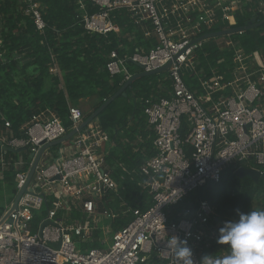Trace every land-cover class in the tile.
Here are the masks:
<instances>
[{
  "label": "built area",
  "instance_id": "1",
  "mask_svg": "<svg viewBox=\"0 0 264 264\" xmlns=\"http://www.w3.org/2000/svg\"><path fill=\"white\" fill-rule=\"evenodd\" d=\"M21 1L42 34L46 25L39 3ZM85 1L96 11L89 12ZM77 4L80 23L88 33H119L110 15L122 10L145 38L154 39L147 50L137 48L124 57L111 52L105 66L111 77L128 81L132 77L128 64L141 65L143 72L168 65L169 98L147 101L144 109L154 135L155 155L139 171L146 178L143 189L148 190L152 204L142 211L120 201L122 214L129 213L132 219L110 234L104 248L81 250L92 229H113L110 224L122 215L110 208L119 199L111 195L116 194L118 184L105 164L101 147L106 137L99 124L92 121L54 152L46 148L28 181L40 149L68 132L52 113L32 116L19 138L12 136L5 123L8 133L0 137V146L23 148L33 157L26 171L14 174L16 193H20L16 209L0 218V264H175L166 248L171 236L186 240L199 264L204 255H215L214 250L203 252L217 232L218 226L209 225L213 208L199 200L190 218L172 222L165 210L206 184H217L227 166L234 167V174L241 167L264 174V59L235 48L233 62L238 67L232 79L224 84L219 82L222 77L202 82L205 94L200 97L188 89L183 77L194 70L193 52L208 40L203 39L205 35L235 29V17L244 12L250 15L249 24L263 21L264 1L261 5L259 0H77ZM217 25L219 31H213ZM224 43L234 47L229 39ZM56 71L53 64L50 72ZM225 88L231 90L229 96L204 106L214 90ZM68 111L70 131L76 130L84 116L75 106L69 105ZM183 123L186 133L181 138ZM184 146L191 148L190 155ZM24 164L22 155L6 158L0 151V171L10 166L17 170ZM45 203L49 205L46 216L34 224V212ZM71 206L83 217L70 219ZM100 220H107L108 226L99 228Z\"/></svg>",
  "mask_w": 264,
  "mask_h": 264
},
{
  "label": "trees",
  "instance_id": "2",
  "mask_svg": "<svg viewBox=\"0 0 264 264\" xmlns=\"http://www.w3.org/2000/svg\"><path fill=\"white\" fill-rule=\"evenodd\" d=\"M37 2L46 25L42 34L25 14L26 6L21 0H0V135L5 131L4 124L9 123L12 136L19 138L21 129L31 117L45 112L55 115L69 133V105L76 107L87 98L97 99V105L84 116V121L123 86L122 77H111L105 68L110 53L115 51L119 57H124L137 48L147 50L154 44V39L145 38L140 27L125 11L110 15L119 33L98 35L83 29L77 0ZM85 5L89 12L96 11L95 8L90 9L86 1ZM250 20L247 12L235 17L232 27L252 28L244 30L241 35L210 38L193 52L194 70L187 71L183 80L194 95L204 96V81L222 77L219 82L224 84L232 79L238 67L233 62L235 48L242 49L247 55H261L264 59V23L260 24V19L249 24ZM257 23L260 25L256 26ZM219 29L217 25L213 31ZM228 39L234 47L225 46L224 41ZM53 64L57 67L56 74L50 72ZM128 67L131 70L136 66L128 64ZM170 91L166 72L141 77L97 116L106 140L115 143V147L105 153L104 159L118 184L116 194L111 195L119 199L113 201L110 208L121 214L120 201L131 209L142 211L152 204L148 190L143 189L146 178L139 171L144 159L155 155L152 145L154 135L150 130V138H147L149 131L144 109L147 101L169 98ZM230 94L229 88L214 90L211 101L204 106H210L213 101ZM185 133L183 123L181 138ZM138 136L145 143L139 145V150L133 154L131 144ZM58 148V145L52 147V152ZM184 150L190 155L189 146H184ZM19 155H22L25 164L17 170L10 166L0 181V217L16 194L14 174L24 172L28 167L29 156L24 152ZM6 156L17 158L14 153H7ZM233 169V166H227L217 184L208 183L165 210L167 220L172 222L190 218L199 200L209 203L214 213L209 225L218 227L214 238L209 240L210 247L203 249L204 253L214 250L215 255L220 256L225 252L227 246L217 244L218 230L223 222L237 220L238 212L247 214L264 210V183L254 184L249 178H238ZM48 209L49 205L45 203L41 210L34 212V224L46 216ZM82 217L81 212L71 206L70 219L79 220ZM131 219L129 213L120 215L112 223L113 230H119ZM95 233V237L100 236L99 231ZM99 247L96 242H90L81 245L80 249Z\"/></svg>",
  "mask_w": 264,
  "mask_h": 264
},
{
  "label": "clouds",
  "instance_id": "3",
  "mask_svg": "<svg viewBox=\"0 0 264 264\" xmlns=\"http://www.w3.org/2000/svg\"><path fill=\"white\" fill-rule=\"evenodd\" d=\"M238 217L225 221L218 230L217 244L227 246L226 254H206L199 264H264V210L238 212ZM166 248L173 254L175 264H196L186 240L171 236Z\"/></svg>",
  "mask_w": 264,
  "mask_h": 264
},
{
  "label": "water",
  "instance_id": "4",
  "mask_svg": "<svg viewBox=\"0 0 264 264\" xmlns=\"http://www.w3.org/2000/svg\"><path fill=\"white\" fill-rule=\"evenodd\" d=\"M264 23V20L260 23L262 24ZM260 24L256 25L259 26ZM251 26H246L244 28H235V29H231V30H226V31H219V32H214L208 35H205L203 37V39H209V38H217V37H223V36H227L230 34H234L239 30H249L251 29ZM139 70H141V73H138L136 75H133L128 81H126L123 86L114 94L112 95L101 107H99L96 111H94V113H92L86 120H84L80 126L77 127L76 130H72L69 133L66 134V136H64L63 138H61L60 140H57L55 142H52L48 145H45L44 147H42L39 151V153L37 154V156L34 159V163L33 166L30 170L29 176H28V181L31 179V176L33 174L34 168L39 160V157L41 156V154L43 153V151L48 148V147H55L61 143H64L68 140H70L78 131H82L89 123H91L92 121L97 119V116L99 115L100 112H102L115 98H117L120 94H122L125 89L131 85L132 82H134L135 80L141 78V77H145V76H149V75H154V74H159L162 72H165L168 68V65L156 70V71H152V72H143V67L139 64H134ZM3 150L8 151V152H20L23 151L24 149H17L12 150L9 149L7 147H3ZM33 156L31 155L30 158H32ZM236 177L238 178H249L254 184H258L259 182L264 183V174L260 175L257 171H254L252 169H247L244 167L239 168L235 174ZM20 193H17L15 199L13 200V203L11 205V208L8 210L9 212H11L12 210L16 209L17 206V200L19 198Z\"/></svg>",
  "mask_w": 264,
  "mask_h": 264
},
{
  "label": "crops",
  "instance_id": "5",
  "mask_svg": "<svg viewBox=\"0 0 264 264\" xmlns=\"http://www.w3.org/2000/svg\"><path fill=\"white\" fill-rule=\"evenodd\" d=\"M138 73H141V70H139L137 67H134V68H132L131 69V75L133 76V75H136V74H138ZM162 73H165V72H162ZM122 77V76H121ZM97 103H98V101H97V99L95 98V97H91V98H87V99H85V100H82V101H80L77 105H76V107L77 108H82V112L84 113V112H86L87 113V111L89 112V113H91L92 112V110L94 109V107L97 105ZM90 104V106L91 107H88V108H84V105H89ZM89 109H91V110H89ZM88 113V114H89ZM45 114H48V112H45ZM88 114H86V115H88ZM83 115V114H82ZM85 114H84V116H86ZM97 121V120H96ZM97 123H98V121H97ZM99 124V123H98ZM99 126H100V124H99ZM101 128V127H100ZM102 130V129H101ZM147 130L149 131L150 129H148L147 128ZM4 133L3 134H1L0 135V137L2 136V135H4V134H6V133H8L6 130L5 131H3ZM147 138H150V131H149V135L147 136ZM145 143V141H144V139H141V136H138L137 137V139H136V141L135 142H132V144H131V147H132V153L134 154V153H136L138 150H139V145H141V144H144ZM154 144V142H152V145ZM61 144H59L58 146H60ZM3 147H6V146H0V151H2V152H4L5 153V157L6 158H14V157H7L6 156V154L7 153H14V154H16L17 155V157L18 156H20L19 154L21 153V152H24V150L23 151H20V152H8V151H5V150H3ZM56 147V146H55ZM115 147V143L113 142V141H109V140H106L105 139V142H104V146H103V149H102V147H101V150L103 151V153H104V155H105V153H107V152H110L113 148ZM8 148V147H7ZM9 149H11V148H9ZM21 149V148H20ZM50 149L52 150V147H50ZM12 150H14V149H12ZM16 151V150H15ZM144 156H145V154H144ZM145 158V157H144ZM29 159H31L30 157H29ZM148 158H146V159H144V161L142 162V163H144L146 160H147ZM33 166V165H32ZM32 166H31V168H32ZM120 167H122V165H119ZM9 168V167H8ZM8 168H5L3 171H0V175H1V177H0V181L1 180H3V176H4V172L8 169ZM31 168H30V170H31ZM30 173V172H29ZM32 177V176H31ZM13 181H14V178H13ZM14 184H15V182H14ZM16 195H17V193L15 194V196H14V198H13V200L15 199V197H16ZM13 200L11 201V203L8 205V206H6V209H5V211L7 212L10 208H11V205H12V203H13ZM4 211V212H5ZM4 212H3V214H4ZM2 214V215H3ZM2 215H1V217H2ZM0 217V218H1ZM110 226L112 227V223L110 224ZM97 231H99L100 232V236H98V237H95V232H97ZM112 232H114V230L113 229H92V232H91V234L89 235V237H90V239H89V241L86 243V244H88V243H90V242H96L100 247L99 248H104L106 245H107V243L109 242V238H110V234L112 233ZM103 243V244H102Z\"/></svg>",
  "mask_w": 264,
  "mask_h": 264
},
{
  "label": "rangeland",
  "instance_id": "6",
  "mask_svg": "<svg viewBox=\"0 0 264 264\" xmlns=\"http://www.w3.org/2000/svg\"><path fill=\"white\" fill-rule=\"evenodd\" d=\"M263 1L264 0H259V2H260V4L262 5V3H263ZM88 107H91L90 106V104L89 105H84V108H88ZM80 111H81V113L83 114V116H84V114L86 115V114H88L89 112L87 111V113L86 112H82V108H78ZM89 110H91V109H89ZM106 226H108V221L107 220H100L99 221V223H98V227L99 228H103V227H106Z\"/></svg>",
  "mask_w": 264,
  "mask_h": 264
}]
</instances>
